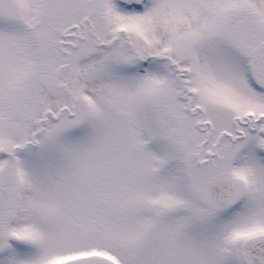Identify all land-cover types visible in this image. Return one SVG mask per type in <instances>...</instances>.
<instances>
[{
  "label": "snow or ice",
  "instance_id": "1",
  "mask_svg": "<svg viewBox=\"0 0 264 264\" xmlns=\"http://www.w3.org/2000/svg\"><path fill=\"white\" fill-rule=\"evenodd\" d=\"M0 264H264V0H0Z\"/></svg>",
  "mask_w": 264,
  "mask_h": 264
}]
</instances>
